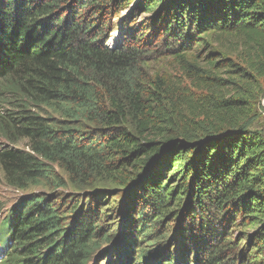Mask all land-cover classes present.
<instances>
[{
  "label": "trees",
  "instance_id": "trees-1",
  "mask_svg": "<svg viewBox=\"0 0 264 264\" xmlns=\"http://www.w3.org/2000/svg\"><path fill=\"white\" fill-rule=\"evenodd\" d=\"M138 4L151 22L110 47L104 0H0L2 181L22 191L133 186L123 239L105 264L151 260L146 250L136 255V243L170 235L149 227L150 216L176 219L182 240L178 255L165 248L155 264H264V133L251 128L264 95V0ZM158 34L173 39L163 50L188 84L144 71V47ZM133 161L141 172L128 171ZM49 199L33 193L11 206L0 223L8 256L0 264H89L108 207L66 216ZM239 219L255 228L248 251L228 235Z\"/></svg>",
  "mask_w": 264,
  "mask_h": 264
},
{
  "label": "rangeland",
  "instance_id": "rangeland-1",
  "mask_svg": "<svg viewBox=\"0 0 264 264\" xmlns=\"http://www.w3.org/2000/svg\"><path fill=\"white\" fill-rule=\"evenodd\" d=\"M104 1L106 3V7L104 9V13L102 15L104 17L102 19L105 20L106 23L111 22V24H113L111 25V28L112 26H114V29L109 32V36L106 39L107 46L116 47L121 45L124 42V38L126 37V35H130L133 29H142L144 25H147L151 22L150 18L152 17L153 13L148 11L142 12L141 8L138 6L139 0H133L128 4H124V1L119 0L115 2H107V0ZM156 10H159V8H157ZM88 15L92 16V9L88 13ZM149 33L152 34V31H148V34ZM156 36H154V38L150 37L152 38V40H154V42L148 45V47H144L147 60L143 66L144 71L149 74L167 72L168 74L182 77L181 79L184 81V83L188 84V81L184 80L181 70H179L177 59L173 55L171 56L167 54L165 50H163L164 42L168 40L172 43L173 39H168V36L161 34H158L157 37ZM209 44L210 45L208 46L210 49L214 47L213 43ZM194 53H197V50ZM260 82L262 87L264 88V77L260 78ZM254 104L255 115L252 121L253 123L251 125V128L253 130L264 133V95L257 94ZM24 144L25 141L20 145ZM134 163L135 161H133L132 164L129 165L131 170L128 171L133 173L137 171L141 172L142 170H135L137 168L133 165ZM55 170L58 174V177L68 182V176L64 172V170L60 168H55ZM174 184H176V182L172 181V185ZM54 188L55 186L53 185H39L31 187L28 191L17 190L7 186L2 181V175L0 172V203L2 204V209H4L0 216H4L5 211L12 205L22 200L23 196L33 193L48 196L51 202L60 204L62 210L66 213V216L74 214L81 207H83L84 209L89 207L93 208L97 205V203H99V205L101 206L103 205V209H106V207H108V216L99 218V222L103 226V230H99V236L102 240L101 247L95 254H93V257L89 262V264H105V258H107V256H109L118 248L117 246L120 245L123 239L122 235L124 229H122V225L125 223L124 218L126 217V210L123 209L122 204L125 201L128 193H131L134 190L133 186L120 188L114 184L107 183L105 185H90L85 189H75L73 186L67 183L65 187ZM141 206H143V202L138 203V207ZM229 217L230 216L226 214V217L224 219V221L226 222L225 224L229 222ZM163 219L164 222L159 223L155 221L153 216H150V222L152 225L149 224V227H153V229L160 234L163 233L170 235L169 237L174 236V240H172L170 244H167V239L169 238L168 237L165 241L162 240L157 245L152 244V239H147L148 242L139 240V243H136L135 245L136 255H141L144 250L150 252V254L148 253V255H150L151 260L149 259V261L145 264H155V262H158L157 259L160 258L159 253L161 251H165V248H169L173 251V253L178 252L177 255L182 250L180 244L182 240L179 236V232H177L178 229L175 223L176 219L165 217H163ZM241 221L242 220L239 219L236 225H232L231 223L228 224L227 231L229 232L228 235H230L231 238L236 241L235 243L237 245H241L242 248L244 247V249L248 251L252 246L251 242L249 241L250 235L255 231V228L251 227L250 225H243ZM173 226L175 229H172ZM116 227H120V231H118L117 234L115 230ZM174 230H176V234ZM112 233L114 235L116 234L117 237L115 235V238L110 243L104 242L103 239H105ZM188 250L189 246L187 251ZM193 251L194 250H191L189 252V258L191 262H194L197 253V251H195L194 253Z\"/></svg>",
  "mask_w": 264,
  "mask_h": 264
},
{
  "label": "water",
  "instance_id": "water-1",
  "mask_svg": "<svg viewBox=\"0 0 264 264\" xmlns=\"http://www.w3.org/2000/svg\"><path fill=\"white\" fill-rule=\"evenodd\" d=\"M158 157H159V156L153 158V159L149 162V164H148L146 170H148V169H150L152 166H154V164L156 163V160H157Z\"/></svg>",
  "mask_w": 264,
  "mask_h": 264
},
{
  "label": "clouds",
  "instance_id": "clouds-1",
  "mask_svg": "<svg viewBox=\"0 0 264 264\" xmlns=\"http://www.w3.org/2000/svg\"><path fill=\"white\" fill-rule=\"evenodd\" d=\"M11 208V207H10ZM2 210H4V209H2Z\"/></svg>",
  "mask_w": 264,
  "mask_h": 264
}]
</instances>
